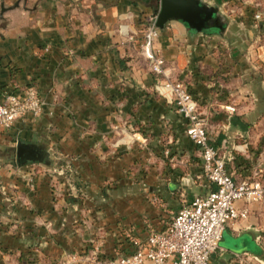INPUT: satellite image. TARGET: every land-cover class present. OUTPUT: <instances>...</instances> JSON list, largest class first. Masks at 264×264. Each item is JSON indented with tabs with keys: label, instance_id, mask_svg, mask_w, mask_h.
<instances>
[{
	"label": "crops",
	"instance_id": "0c3cea01",
	"mask_svg": "<svg viewBox=\"0 0 264 264\" xmlns=\"http://www.w3.org/2000/svg\"><path fill=\"white\" fill-rule=\"evenodd\" d=\"M203 1L217 7L221 18L228 8H251L239 0ZM159 7L160 0H0V103L29 85L44 102L40 115L26 114L0 129V264H16L11 253L36 245L49 264L78 249L132 253L149 232L164 230L184 203L213 188L201 176L199 151L174 104L152 91L154 76L139 51ZM224 36L170 20L154 46L165 59L166 75L186 82L206 114L209 143L228 159L227 171L236 181L264 182V167H257L264 165V143H253V126L264 121V75H255L257 65L247 63L250 51L239 53ZM134 122L157 143L139 132L130 136ZM162 131L172 132L187 156L168 177L149 172L143 186H130V152L160 150ZM19 143L44 149L51 159L47 167L38 162L41 169L32 173L37 162L19 165ZM75 194L84 197L79 204L68 198ZM153 195L173 203L151 205ZM247 208V217L224 230L230 243L243 241L244 247L239 253L219 250L236 257L259 252L264 207Z\"/></svg>",
	"mask_w": 264,
	"mask_h": 264
},
{
	"label": "built area",
	"instance_id": "2783aa9c",
	"mask_svg": "<svg viewBox=\"0 0 264 264\" xmlns=\"http://www.w3.org/2000/svg\"><path fill=\"white\" fill-rule=\"evenodd\" d=\"M158 31L155 18H150L140 47L151 71L165 75V59L154 46ZM157 90L174 104L184 120L187 136L199 151L203 174L213 188L181 206L164 230L149 232L132 253L106 256L94 251L86 258V264H209L226 226L247 217L248 205L258 203L264 207V182L234 180L226 169L228 159L209 143L207 117L188 85L166 79ZM43 106L41 95L32 85L7 94L0 103V129L10 128L26 114L40 115ZM225 109L234 110L230 106ZM237 202L242 206H237Z\"/></svg>",
	"mask_w": 264,
	"mask_h": 264
},
{
	"label": "rangeland",
	"instance_id": "374dc122",
	"mask_svg": "<svg viewBox=\"0 0 264 264\" xmlns=\"http://www.w3.org/2000/svg\"><path fill=\"white\" fill-rule=\"evenodd\" d=\"M239 1H241V3H244L247 6H250L251 7L250 10L248 9L245 11L242 8H237L236 10L233 11V10H229V8L226 9V13H225L226 16H224V18L220 17L223 16L221 14L219 16L220 18L217 16L219 18V23H217L218 25L215 26L213 29H211L212 32L210 33L221 35V33L225 32L224 38L226 39V42H228L229 45H232V47H234L239 53L243 52L244 54L249 55L248 51H250V54L252 55L253 58L252 60H249L248 58L247 63L251 62V65H257L256 68L257 71L255 75L263 76L264 56L262 51L264 49V0H239ZM242 11L245 12L242 13ZM230 17H232L233 20L230 21ZM249 35L253 37V40L250 39L251 37L248 40H245L246 38H248ZM249 40L251 41L252 45L250 47H247L245 45V41H249ZM248 48L250 50H248ZM139 51L140 54L142 55L141 47L139 48ZM142 57L144 58V60H146V64L149 65L148 60L143 55ZM150 73H152L154 76L153 77L154 85L152 86V91L155 94L162 96L157 90V86H159L162 83V81L166 79H170L166 75V70H165V75H156L151 71V69H150ZM262 122L264 124V121ZM263 124L255 123V126H253V131L256 132L255 140H253L254 144L259 145L264 143ZM207 126H208V118H207ZM142 127H143L142 125H139L136 122L130 123V126L128 127L130 131L129 133L131 134L130 136L133 137L135 135L134 132H139L148 139L150 137V133L147 132L148 130L147 131L143 130ZM171 134L172 132L170 133L169 131H165V132L162 131L159 133V141L161 144L160 145L161 147H159L160 150H152V146H147L149 149H145L146 150L145 154L134 151L130 152V162L128 168V176L130 182L132 181V184H130V186L131 185L134 187H137L138 185L143 186L142 180L146 178L149 172H151V175L153 172H155V174L160 177H162L161 175L165 173L166 177H168V175L171 174V171H173L174 168L178 166L177 162L181 160V157L187 156L185 152L181 153V150L179 148H176L174 139ZM246 137L247 136H245V138ZM154 138L153 139L152 137L149 138L151 139L150 140L151 145L152 144L155 145L157 143L158 139L157 138L154 139ZM133 140L135 141L136 138H134ZM191 155L189 153L188 157L194 158L195 159L194 162H196V160L199 161V159L196 156H191ZM259 156L260 155H258V157ZM50 160L51 159L49 158L48 162ZM48 162L44 163V165H46ZM23 163L25 162H20L18 164L20 165ZM40 165L41 164H39L38 162L34 163V165L30 167L32 168L31 172L32 173L34 171L37 172V169H41ZM36 166L38 168L34 169V167ZM257 167L258 169H263L264 165L257 163ZM47 169L52 171L51 173H57L56 171L58 170V168L56 167H51ZM183 172L185 171H181V173ZM201 176L203 177V180L206 179L202 170H201ZM109 185L113 187L114 184L108 183L105 185L108 186V190L112 192L114 188H109L110 187ZM192 189H193V185H192ZM69 191L71 190L69 189ZM194 193L195 191L193 189V194ZM68 198H70L71 202L75 204H79L84 197L83 195L75 194V196L72 195L71 197ZM148 202L151 203V205L153 204L156 206L161 205L163 203L165 204V207L166 204L170 207V205L173 203L171 200L170 202L165 201L164 203L162 198H160V196L158 195L155 196L153 195L150 198H148ZM189 202H186L183 205L188 204ZM176 203L179 204V201L177 200ZM173 209H175V207ZM38 246L39 245L32 246L31 248L29 247L28 249L18 251V253L15 252L11 253L15 257V263L16 264H49V262H47V259L39 254L40 247ZM219 247L228 248L234 251L235 253H239L241 248L244 247V245H243V241H240L239 243H230L228 234L224 233L223 239L219 243ZM258 251L259 252L255 255H239L236 257V256H232L228 252H223V250H219L218 248L212 254L209 264H264V232H263V241ZM89 254H91V251L83 252V250H79V249L71 252L67 251L58 260H56L55 263L52 264H86L85 261L86 258L89 256Z\"/></svg>",
	"mask_w": 264,
	"mask_h": 264
},
{
	"label": "water",
	"instance_id": "95a60500",
	"mask_svg": "<svg viewBox=\"0 0 264 264\" xmlns=\"http://www.w3.org/2000/svg\"><path fill=\"white\" fill-rule=\"evenodd\" d=\"M217 16L218 8L203 0H160L155 26L163 29L170 20H180L191 30L210 33L219 23ZM17 157L18 162H48L44 149L31 143H19Z\"/></svg>",
	"mask_w": 264,
	"mask_h": 264
},
{
	"label": "trees",
	"instance_id": "16d2710c",
	"mask_svg": "<svg viewBox=\"0 0 264 264\" xmlns=\"http://www.w3.org/2000/svg\"><path fill=\"white\" fill-rule=\"evenodd\" d=\"M122 63V60H120V64ZM214 147V146H213ZM215 148V147H214ZM235 180V179H234ZM249 180H259V181H262L260 178H256V177H254V178H250ZM263 182V181H262Z\"/></svg>",
	"mask_w": 264,
	"mask_h": 264
}]
</instances>
